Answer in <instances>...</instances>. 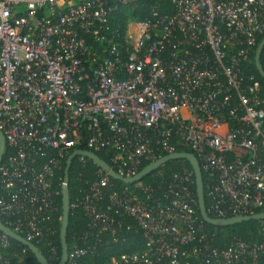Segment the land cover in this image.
Returning <instances> with one entry per match:
<instances>
[{
    "label": "built area",
    "instance_id": "built-area-1",
    "mask_svg": "<svg viewBox=\"0 0 264 264\" xmlns=\"http://www.w3.org/2000/svg\"><path fill=\"white\" fill-rule=\"evenodd\" d=\"M137 1L0 0V216L54 261V179L74 150L111 153L126 178L188 148L205 175L208 214L264 212V88L243 70L264 34V0H149V13L128 19L122 34L110 29L109 15ZM75 158L97 169L70 201L87 230L65 264L92 253L105 233L117 241L123 215L144 246L109 264H231L262 249L239 240L209 247L193 171L116 190L102 168ZM9 248L0 231V264H27L3 257Z\"/></svg>",
    "mask_w": 264,
    "mask_h": 264
},
{
    "label": "trees",
    "instance_id": "trees-1",
    "mask_svg": "<svg viewBox=\"0 0 264 264\" xmlns=\"http://www.w3.org/2000/svg\"><path fill=\"white\" fill-rule=\"evenodd\" d=\"M152 3L149 0H138L136 3L119 5L108 18V25L110 29L117 31L122 34V30L126 25V22L130 18L141 19L149 13ZM166 6V3L163 7ZM264 34L258 38L257 46L255 47V52L251 56V61L248 65L243 67L246 73L254 75L258 83L264 88V78L258 73L255 66V53L258 45L263 39ZM260 63L264 69V49L260 55ZM79 148L85 149L84 144H78ZM184 151L191 152L190 149L184 148ZM104 162L112 166L111 153H105L103 151H94ZM66 157L61 161V168L57 172L54 179V185L60 191V195L57 196V206L58 211L55 213L51 225L56 228V234L54 235V240L58 245L59 256L61 257V246H60V228H61V218H62V201H61V184L63 181V170L65 167ZM146 164H143L139 169H143ZM97 169L90 161L86 167H81L77 158H75L69 168V198L70 201L74 199L75 196L79 194L82 189L83 181L90 179L93 176L94 170ZM192 171V168L188 161L184 159H176L167 161L162 166L156 168L152 172L144 176L140 181L134 183L124 184L120 181L110 179L114 189L121 190L123 186H128L130 188L136 187L138 189L142 185H152L154 188L158 184H164L168 182L172 175L177 172ZM203 183H205V175L202 173ZM192 192L196 197L195 182L192 185ZM210 215V214H209ZM196 216L199 221L202 222L203 229L207 233V243L210 248H215L218 251L226 249L232 241L239 240L244 242L248 249L251 245L260 246L262 249L255 252V256L250 254H244L239 258V261L233 262L231 264H264V221L260 220H247L239 223H235L227 226H218L205 223L199 214L198 207H196ZM211 216V215H210ZM0 220L6 223V220L0 216ZM121 227L117 229V241H112L110 235L105 233L99 241V245L96 246L95 250L85 256H79L74 259L73 264H109L111 257H117L124 253H134L139 252L143 249L144 239L141 231L136 226L132 218L123 215L121 218ZM130 228H127V226ZM87 230L86 218L79 210H70L68 216V227L65 235L67 250L70 253L73 245H80V237L83 232ZM93 239V237H92ZM10 248L3 252V257H11L17 259L22 257L27 264H39L30 251L22 244L9 239ZM108 241V242H106ZM38 246L42 254L45 256L49 264H58L59 261L51 260L47 249L41 244L33 242ZM24 250V253L22 251ZM183 259V257H182ZM181 259V260H182ZM185 264H214L211 259L206 262V259H195L190 257L188 259H183L182 263ZM69 264V263H67Z\"/></svg>",
    "mask_w": 264,
    "mask_h": 264
},
{
    "label": "water",
    "instance_id": "water-1",
    "mask_svg": "<svg viewBox=\"0 0 264 264\" xmlns=\"http://www.w3.org/2000/svg\"><path fill=\"white\" fill-rule=\"evenodd\" d=\"M264 49V37L261 40L260 44L258 45L254 57L255 66L258 71V73L264 78V69L261 66L260 63V55ZM5 149V140L3 134L0 132V161L3 156V152ZM83 155L86 156L88 159H90L94 164H96L98 167L102 168L108 176L116 181H120L122 183H134L140 181L144 176H146L148 173L152 172L156 168L162 166L167 161L176 160V159H184L188 161L190 164L193 175H194V182H195V188H196V197H197V207L199 214L201 216V219L211 225H218V226H227L232 225L235 223H239L242 221L247 220H260L264 221V212L254 213L251 215H243L238 217H232V218H214L210 216L206 209V203H205V195H204V185H203V178H202V171L199 165L198 160L191 152H178L174 154H169L162 156L161 158L157 159L156 161L146 165L143 169H141L135 176L133 177H121L118 175L110 165H108L106 162H104L97 154H95L92 151L88 150H74L72 153H70L66 160H65V167L63 170V181L61 184V201H62V218H61V228H60V246H61V257L58 264H65L67 261L68 256V250H67V244L65 235L67 232L68 227V216H69V205H70V198H69V168L71 166L72 161L75 159L76 156ZM0 231L8 236L9 239H12L14 241H17L18 243L25 246L30 253L34 256L36 261L39 264H49L45 256L42 254L40 249L37 245L34 243L28 241L23 236L15 233L12 229L5 226L3 222L0 220Z\"/></svg>",
    "mask_w": 264,
    "mask_h": 264
}]
</instances>
